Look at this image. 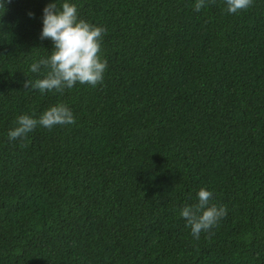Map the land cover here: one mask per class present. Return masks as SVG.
<instances>
[{"label": "trees", "instance_id": "16d2710c", "mask_svg": "<svg viewBox=\"0 0 264 264\" xmlns=\"http://www.w3.org/2000/svg\"><path fill=\"white\" fill-rule=\"evenodd\" d=\"M72 2L103 80L41 93L48 0H0V264H264V0ZM57 103L73 124L8 139ZM201 187L227 214L194 239Z\"/></svg>", "mask_w": 264, "mask_h": 264}, {"label": "clouds", "instance_id": "9594fccd", "mask_svg": "<svg viewBox=\"0 0 264 264\" xmlns=\"http://www.w3.org/2000/svg\"><path fill=\"white\" fill-rule=\"evenodd\" d=\"M252 0H224L228 13H236L249 7ZM206 0H195L193 9L199 12ZM31 15V13H29ZM105 29L78 18L77 6L72 0H48L42 8L40 37L50 39L53 47L46 57L29 65V71L38 73L43 66L46 73L40 78L25 80V87L41 93L60 92L76 84L96 86L103 80L107 62L102 58L101 45ZM75 122L72 110L63 103L44 109L39 116L19 114L16 126L9 129V140L23 138L37 125L52 128L55 125H71ZM196 203L184 205L179 216L185 220L190 235L199 239L202 231L213 228L227 210L223 205L210 203L212 192L201 187L196 192Z\"/></svg>", "mask_w": 264, "mask_h": 264}]
</instances>
